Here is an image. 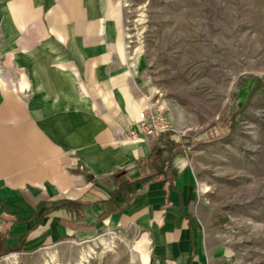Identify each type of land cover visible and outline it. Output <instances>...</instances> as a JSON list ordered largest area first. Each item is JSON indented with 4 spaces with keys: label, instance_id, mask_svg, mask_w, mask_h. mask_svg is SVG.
<instances>
[{
    "label": "crops",
    "instance_id": "0c3cea01",
    "mask_svg": "<svg viewBox=\"0 0 264 264\" xmlns=\"http://www.w3.org/2000/svg\"><path fill=\"white\" fill-rule=\"evenodd\" d=\"M115 15L114 0H0V239L28 255L116 229L148 264H198L188 155L128 139L149 102L115 63Z\"/></svg>",
    "mask_w": 264,
    "mask_h": 264
},
{
    "label": "rangeland",
    "instance_id": "374dc122",
    "mask_svg": "<svg viewBox=\"0 0 264 264\" xmlns=\"http://www.w3.org/2000/svg\"><path fill=\"white\" fill-rule=\"evenodd\" d=\"M114 6L115 63L166 117L195 171L198 264H264V93L249 97L256 79L264 85V0ZM137 243L111 229L0 264H148Z\"/></svg>",
    "mask_w": 264,
    "mask_h": 264
},
{
    "label": "built area",
    "instance_id": "2783aa9c",
    "mask_svg": "<svg viewBox=\"0 0 264 264\" xmlns=\"http://www.w3.org/2000/svg\"><path fill=\"white\" fill-rule=\"evenodd\" d=\"M170 131L171 127L163 113L157 107L148 104L139 111L127 135L129 140H135L140 135L154 140Z\"/></svg>",
    "mask_w": 264,
    "mask_h": 264
},
{
    "label": "trees",
    "instance_id": "16d2710c",
    "mask_svg": "<svg viewBox=\"0 0 264 264\" xmlns=\"http://www.w3.org/2000/svg\"><path fill=\"white\" fill-rule=\"evenodd\" d=\"M259 93H264V85H261L260 79H256L249 92V97H252L255 94H259ZM177 147L178 144L176 143V141L172 137L167 136V134H164L161 137H159L158 145H154V147L152 148V152L150 153V156L158 155L159 157L162 154H166L167 157H170L173 154L177 153ZM19 251H20L19 248L4 247V242L3 240L0 239V257Z\"/></svg>",
    "mask_w": 264,
    "mask_h": 264
},
{
    "label": "bare ground",
    "instance_id": "6f19581e",
    "mask_svg": "<svg viewBox=\"0 0 264 264\" xmlns=\"http://www.w3.org/2000/svg\"><path fill=\"white\" fill-rule=\"evenodd\" d=\"M97 242L99 244H104L105 243V239L103 237H99L97 239ZM93 253V250L91 248H89V250L87 252H85L84 254H81V260H85L87 257H90V255ZM6 260H10V259H15V254L11 255L10 257L5 258Z\"/></svg>",
    "mask_w": 264,
    "mask_h": 264
}]
</instances>
